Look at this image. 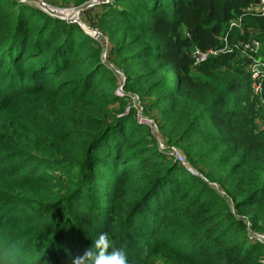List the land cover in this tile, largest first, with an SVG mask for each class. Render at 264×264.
<instances>
[{
  "label": "trees",
  "instance_id": "obj_1",
  "mask_svg": "<svg viewBox=\"0 0 264 264\" xmlns=\"http://www.w3.org/2000/svg\"><path fill=\"white\" fill-rule=\"evenodd\" d=\"M260 1L98 5L90 27L122 83L79 24L0 0V264H73L102 232L128 264H264Z\"/></svg>",
  "mask_w": 264,
  "mask_h": 264
},
{
  "label": "built area",
  "instance_id": "obj_2",
  "mask_svg": "<svg viewBox=\"0 0 264 264\" xmlns=\"http://www.w3.org/2000/svg\"><path fill=\"white\" fill-rule=\"evenodd\" d=\"M256 10L260 11L264 15V0L260 1V4L256 8ZM66 12L67 13L65 14V16H69L68 10ZM71 20H72L71 22L78 23V20L75 17H73ZM232 24H234V22ZM89 34L97 40H98V38L101 37V35H99L97 31L90 32ZM244 47L246 49H248V52H250V53H257V51L261 47V43H260V41L253 40L251 43L245 44ZM215 53L216 52L214 50H209L206 52H202L201 50H195L193 53V56L195 58V63L197 64V63L203 62L210 55L215 54ZM102 57L104 59V62H106L108 64V67L110 69H112L116 74H118L122 83L125 82L124 73L120 69L116 68L113 64L109 63L108 60L106 59V57H107L106 47H104ZM249 58L252 59L250 69L252 72V78L254 79L253 88H254L255 92L258 93L261 91V84H260V82H258V80L260 78L264 77V61H262L260 59H256L252 55H250ZM118 92L121 95L124 93L122 86L119 87ZM132 96L133 97L136 96L135 99H133V104L138 109V112H137L138 122L141 124L147 125L151 129V131L153 132V134L156 136V138L158 140V144H159L160 149L166 150L170 156L174 157L176 160H178L179 162H181L184 165L189 167L188 161L186 160L183 152L175 146L167 145L165 143V141L160 138L159 125L156 122V120L154 118H152L151 116H147V115L142 114L143 106H142L141 102L139 101L140 98L137 95H132ZM189 169H191V168L189 167Z\"/></svg>",
  "mask_w": 264,
  "mask_h": 264
},
{
  "label": "rangeland",
  "instance_id": "obj_3",
  "mask_svg": "<svg viewBox=\"0 0 264 264\" xmlns=\"http://www.w3.org/2000/svg\"><path fill=\"white\" fill-rule=\"evenodd\" d=\"M28 1L36 3L40 8L47 11L51 16L58 17L57 19H62V20L69 22V21H72L71 19L73 17H75L78 20L77 24H80L87 34L93 31H97L98 34L101 35V37L98 38V40H100L104 44V46L106 47L108 51V44H109L108 39L100 32V30L97 27L91 28L90 25L94 24L95 22V19H94L95 12L98 9H100L98 5L103 4L109 0H94L91 3L83 4L80 7L75 6L72 2L73 0H28ZM22 2H25V1L22 0ZM67 10H68L69 16H65V14L67 13L66 12ZM88 10L90 11L87 12ZM64 17L67 19H63ZM106 59L108 60V56L106 57ZM135 97L132 96L130 98L129 100L130 103H133V99H135ZM139 101L141 102L142 106L145 104V102H142L141 99H139ZM142 114L146 115V113L144 112V107H143ZM154 116L155 115H153L152 117ZM258 123L260 124V126L263 125L262 121H258ZM159 125H160V122H159ZM159 134H160V138L164 140L165 137L162 134L160 127H159ZM262 238L264 239L263 236ZM157 264H166V262L163 259H159L157 260Z\"/></svg>",
  "mask_w": 264,
  "mask_h": 264
},
{
  "label": "clouds",
  "instance_id": "obj_4",
  "mask_svg": "<svg viewBox=\"0 0 264 264\" xmlns=\"http://www.w3.org/2000/svg\"><path fill=\"white\" fill-rule=\"evenodd\" d=\"M73 264H128V256L125 250L114 246L107 232H102Z\"/></svg>",
  "mask_w": 264,
  "mask_h": 264
},
{
  "label": "water",
  "instance_id": "obj_5",
  "mask_svg": "<svg viewBox=\"0 0 264 264\" xmlns=\"http://www.w3.org/2000/svg\"><path fill=\"white\" fill-rule=\"evenodd\" d=\"M22 1V0H21ZM23 1H25V2H27V3H29V4H31L32 6H35L36 8H38V9H40V10H42V11H44L45 13H47L48 15H50L47 11H45V10H43L42 8H40L36 3H33V2H31V1H28V0H23ZM51 16V15H50ZM52 17H54V18H58V17H56V16H52ZM63 19H67V18H63ZM191 168V167H190ZM193 171H196V170H194L193 168H191Z\"/></svg>",
  "mask_w": 264,
  "mask_h": 264
}]
</instances>
